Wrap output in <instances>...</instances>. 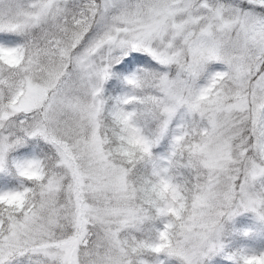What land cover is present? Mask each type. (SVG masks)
Instances as JSON below:
<instances>
[{
  "label": "snow or ice",
  "instance_id": "1",
  "mask_svg": "<svg viewBox=\"0 0 264 264\" xmlns=\"http://www.w3.org/2000/svg\"><path fill=\"white\" fill-rule=\"evenodd\" d=\"M0 264H264V0H0Z\"/></svg>",
  "mask_w": 264,
  "mask_h": 264
},
{
  "label": "trees",
  "instance_id": "2",
  "mask_svg": "<svg viewBox=\"0 0 264 264\" xmlns=\"http://www.w3.org/2000/svg\"><path fill=\"white\" fill-rule=\"evenodd\" d=\"M223 259V258H222Z\"/></svg>",
  "mask_w": 264,
  "mask_h": 264
}]
</instances>
